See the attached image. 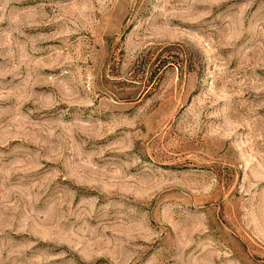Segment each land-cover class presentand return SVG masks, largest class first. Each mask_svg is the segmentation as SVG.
<instances>
[{"label":"rangeland","instance_id":"374dc122","mask_svg":"<svg viewBox=\"0 0 264 264\" xmlns=\"http://www.w3.org/2000/svg\"><path fill=\"white\" fill-rule=\"evenodd\" d=\"M0 264H264V0H0Z\"/></svg>","mask_w":264,"mask_h":264}]
</instances>
